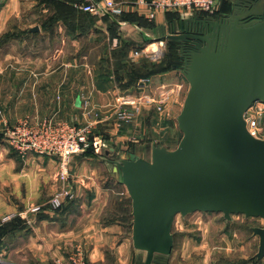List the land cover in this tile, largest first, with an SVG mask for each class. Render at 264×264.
Listing matches in <instances>:
<instances>
[{"label": "rangeland", "instance_id": "obj_1", "mask_svg": "<svg viewBox=\"0 0 264 264\" xmlns=\"http://www.w3.org/2000/svg\"><path fill=\"white\" fill-rule=\"evenodd\" d=\"M39 1L43 4L48 0ZM39 6L36 0H0V11L3 8L5 11L0 21L6 23L0 34V52L21 51L18 39L38 35L21 27L38 20L33 15ZM31 46L27 44L24 48L41 51L47 48L48 40L38 38L30 49ZM51 46L48 51L53 50ZM164 50L170 51L163 46ZM154 60L155 63L149 60L132 63L133 69L140 73L135 80L137 92L131 97L136 99L134 105L119 101L118 106L104 111L87 98L82 104L84 122L26 118L53 119L76 126L89 123L92 136L104 141L105 150L94 151L95 155L85 152L69 157L21 155L11 145L7 129L26 119L0 123V264H137L144 260V252L136 249L132 241L131 198L112 168L113 161L123 157L127 150L150 160L154 144L173 150L183 137L177 117L189 83L183 77L184 86L176 106L170 105L166 90L149 92V82L143 80L149 78L144 67L150 64L151 69L161 63ZM5 66L9 72L7 76L0 72V84L4 78L9 87L16 88V61H8ZM180 69L173 70L179 74ZM142 80L147 82L144 87ZM9 93L14 95V89ZM2 94L5 92L0 91ZM146 99L150 102H145ZM6 104L8 99L0 100V118L7 119L6 110L17 111ZM123 110L128 117H123ZM105 118L109 120L103 122ZM121 135L127 137L118 139ZM3 203L6 209L10 208L8 213L3 210ZM109 223L120 225L121 231L106 242L99 227ZM263 225L262 218L237 214L230 221L222 213L195 212L185 217L179 214L173 226V250L169 255L157 256L156 264H264V258L257 261L259 237L252 230ZM86 226L92 230L91 235L75 232Z\"/></svg>", "mask_w": 264, "mask_h": 264}, {"label": "water", "instance_id": "obj_2", "mask_svg": "<svg viewBox=\"0 0 264 264\" xmlns=\"http://www.w3.org/2000/svg\"><path fill=\"white\" fill-rule=\"evenodd\" d=\"M174 27L167 37L179 41L189 83L177 117L183 137L173 150L154 144L150 160L129 152L113 161L132 201V241L146 253L145 264L171 254L179 214L264 220V139L245 120L255 102H264V0H234L228 14L192 15ZM252 230L262 260L264 225Z\"/></svg>", "mask_w": 264, "mask_h": 264}, {"label": "crops", "instance_id": "obj_3", "mask_svg": "<svg viewBox=\"0 0 264 264\" xmlns=\"http://www.w3.org/2000/svg\"><path fill=\"white\" fill-rule=\"evenodd\" d=\"M37 1L40 6L36 8L33 16L38 20L21 28L38 35L18 39L21 51L0 52V72H5V76L9 72L5 66L8 61L14 60L17 63L16 88L9 87L4 78L0 84V91L5 92V95L0 96V100L8 99L6 104L8 108L16 107L17 111H4L7 119L0 118V123L8 119L16 122L20 119L45 117L84 122L86 119L82 117V104L87 98H90L88 100L93 106L104 111L115 108L122 96L134 97L137 92L135 81L131 83L132 85L128 84L134 66L132 63L148 60L155 63L154 59H159L160 62L166 59L170 51L162 50L163 46L169 47L172 41L167 36L175 32L174 23H177L179 29L180 19L192 15L204 14L209 18H218L231 12L234 2L217 0L212 14L196 11L188 14L183 11H157L155 18L151 19L148 17V8L141 5L140 0H113L121 11L117 15L99 16L90 12L69 14L64 10L65 14L59 18H55L59 14L58 6L73 5L75 0H48L43 4ZM96 2L103 4L104 0ZM3 9L0 11V17L5 14ZM41 17L42 21L39 20ZM36 26L40 30L31 32L30 29ZM5 27L6 23L0 21V34ZM38 38L48 40L47 48L41 51L40 49L27 51L25 45L34 46ZM50 45H53L51 46L53 50L48 51ZM136 51H139L138 55ZM147 67L150 68V64H147ZM183 77L184 75L178 74L176 70H168L143 80L149 82V92L166 90L170 97V105L176 106L180 102L184 86ZM13 89L14 95L9 93ZM79 98L80 105H77ZM106 120L109 119L105 118L103 122ZM121 137L127 136L121 135L118 139ZM113 151L114 148L111 149V152ZM129 152L133 153L127 150L120 158H126ZM106 155L108 157L110 152H106ZM2 206L5 213L10 211V208L6 209V203ZM120 228L118 224L109 223L107 226L99 227V232L105 235L103 238L106 242H110L115 238V234L121 231ZM75 232L87 236L92 234L89 226ZM50 241L52 242L51 239ZM143 254L144 260L137 261V264H145L146 253ZM157 256L163 255H155L152 264L158 262Z\"/></svg>", "mask_w": 264, "mask_h": 264}, {"label": "built area", "instance_id": "obj_4", "mask_svg": "<svg viewBox=\"0 0 264 264\" xmlns=\"http://www.w3.org/2000/svg\"><path fill=\"white\" fill-rule=\"evenodd\" d=\"M139 3L148 8V17L154 19L157 11H186L212 12L217 0H140ZM76 7L82 11L99 16L117 15L121 11L113 0H104L103 4L96 0H84ZM136 55L139 51L135 52ZM144 87L145 81H142ZM135 104L136 99L129 96L122 97L120 102ZM150 102V100H145ZM86 106H88L86 102ZM128 117L127 111L121 112ZM129 119V118H128ZM248 131L256 138L264 139V102H255L245 113ZM11 145L21 155L39 154L69 157L73 154L84 153L92 148L96 153L105 150L104 141L96 135L92 136L89 123L83 126L72 125L67 122H57L53 119L44 121L26 119L12 128L7 129ZM61 200L57 201L59 206Z\"/></svg>", "mask_w": 264, "mask_h": 264}, {"label": "trees", "instance_id": "obj_5", "mask_svg": "<svg viewBox=\"0 0 264 264\" xmlns=\"http://www.w3.org/2000/svg\"><path fill=\"white\" fill-rule=\"evenodd\" d=\"M50 1V0H49ZM84 2V0H75L73 5L72 4H62V7L58 6V11H59V14L55 17V18H59L60 16H62L64 13V10L69 13V14H72V12L76 13V14H80V13H89V12H85V11H82L80 9H78L76 7V5L78 3H82ZM184 13H192V12H186L184 11ZM213 13V12H212ZM211 12H206L205 14H212ZM176 14H179V13H176ZM76 16V15H74ZM107 16V15H106ZM171 43L169 45V49H170V52L167 54L168 56L166 57L165 60H163L159 65H156L154 66L153 68H148V67H144V72H147V77H150L151 75L153 74H157V73H160V72H164V71H168V70H173V69H178L179 67L182 66L183 64V58L180 56V51H179V41L178 40H175V39H171ZM174 64V65H172ZM158 66V67H157ZM175 66V67H174ZM134 68V66H133ZM137 68L135 69H132V72L130 74V79H129V82L128 84L129 85H132L131 83L133 81L136 80V77L137 75ZM85 153H89V154H94L95 155V152L92 148L88 149ZM257 261H261V260H258Z\"/></svg>", "mask_w": 264, "mask_h": 264}]
</instances>
